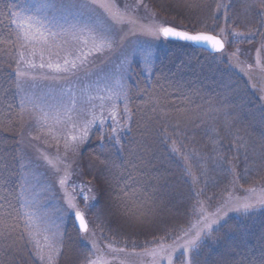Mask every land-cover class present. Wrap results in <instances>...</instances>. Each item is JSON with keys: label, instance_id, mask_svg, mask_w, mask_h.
Segmentation results:
<instances>
[{"label": "trees", "instance_id": "1", "mask_svg": "<svg viewBox=\"0 0 264 264\" xmlns=\"http://www.w3.org/2000/svg\"><path fill=\"white\" fill-rule=\"evenodd\" d=\"M145 1L166 25L220 37L225 50L211 55L188 43L160 39L150 76L142 62L131 65L124 85L135 113L132 131L118 133L120 143L115 146L108 140L109 126L91 133L80 158L84 191L91 188L88 194L96 198L81 209L89 233L81 234L66 221L58 264L124 255L109 252V243L128 252L135 246L139 252L154 235L175 236L195 222L197 199L212 212L229 192L244 197L248 187H264V101L260 100L264 93L259 91L264 88V73L255 68L258 50L264 65V5L260 0ZM26 3L0 0V41H4L0 43V192L10 194L13 203H18L23 177V118L18 116L23 95L15 83L17 45L9 9L19 12ZM250 31L257 34L249 36ZM248 65L253 66L250 73L240 70ZM157 99L159 103L154 102ZM173 141L189 154L187 163L197 183L185 174L182 157L171 152ZM220 157L222 167H217L214 158ZM233 168L235 177L228 171ZM118 197L129 203L139 220L125 214ZM20 235V231L14 234L13 247H8L12 238L0 241V264H37L31 245L25 247ZM91 241L99 252L90 251ZM176 257L175 264H181L179 252ZM128 259L129 264H138L137 257ZM198 259L199 264H264V212L249 218L230 213L203 240Z\"/></svg>", "mask_w": 264, "mask_h": 264}, {"label": "snow or ice", "instance_id": "2", "mask_svg": "<svg viewBox=\"0 0 264 264\" xmlns=\"http://www.w3.org/2000/svg\"><path fill=\"white\" fill-rule=\"evenodd\" d=\"M142 2L143 0H137L135 6L130 8L125 4L121 8L116 0H34V3L28 5L23 13L9 9L10 23L15 25L14 43L18 47V58L15 60V83L18 92H24V79L33 82L59 83L61 80L77 76L80 72L87 73L91 71L89 57H94L97 54L102 55L105 52L114 53L124 46L125 40L130 36L143 35L154 39L177 38L194 44H205L212 52L222 51L224 44L215 35L190 34L187 31L164 26L155 21L147 23L141 21L133 13ZM260 3L264 5V0H260ZM217 7L219 8L220 5ZM97 9L101 11L98 12ZM221 32L223 33V29ZM256 34L250 31L249 36ZM233 35L240 36L242 34L234 32ZM3 42L0 41V43ZM249 42H251L250 39ZM139 52L143 56V71L150 76L153 53L142 47L139 48ZM126 63H129L127 57L122 61L121 76L116 79L115 86L105 80L103 87H100L97 82L94 91H82L79 100L80 107H78L76 94L69 88L66 92L61 91L58 99L53 97L54 103H48L44 97L34 99L30 96H22L18 116L23 118V113L29 111L30 103L37 123L48 128L50 132L53 130V126L70 125L74 132L64 138L66 151H75L78 144L87 141L94 127L103 129L104 125L111 121L108 125L111 131L108 140L115 146L120 143L119 132L132 131L130 125L135 115L129 106L130 90L122 82L123 73L127 71L123 67ZM21 65L24 67L22 68ZM255 68L264 73L259 50ZM240 70L247 74L253 70V66L248 65L246 69L241 68ZM249 78L251 79V77ZM253 89H256V85H253ZM259 91L264 93V88ZM65 96L68 97L67 100H65ZM39 100H45V102L40 103ZM260 100L264 101V94L260 95ZM154 102L159 103L158 99ZM261 108L262 114H264V105H261ZM152 111L156 112V107H153ZM163 115L166 116L168 113L164 112ZM101 140L103 141V135ZM172 143L171 152L182 157L185 161V174L192 177L194 184L197 183V177L194 175L191 165L187 163L190 159L189 154L182 153L180 148L175 146V141ZM101 148H103V143ZM44 159L54 168L56 167L47 156H44ZM201 159L205 158L201 157ZM214 159L216 166L222 167L223 158ZM199 167L206 168L203 163ZM56 170L59 171L58 168ZM228 171L235 177L234 168ZM70 175V172L65 169L64 175L58 181L67 205L64 214L73 216L74 224L80 233H89L85 212L76 203V195L82 197L85 207H89L90 198L93 201L96 198L89 196L88 193L92 192L91 188H88L85 193L84 188L78 185H72V191L69 192ZM202 175H206V171L202 172ZM77 188H79L78 193ZM120 191L124 192V189H120ZM26 192L27 189L22 184L18 197H16L18 203H13L10 194L4 195L0 192V241L6 242L12 238V243L8 247H13L16 243L14 234L20 231L19 239L24 242L25 247L28 244L32 245L31 255L39 260L40 264H56L57 257L60 256L63 247V234L60 231V225H55V230H53L49 225L48 218L41 212L38 203L34 199H30ZM200 195L201 193H197L198 197ZM118 199L122 202L125 214L139 220V216L132 213L129 203L122 197H118ZM257 212H264V187H248L244 197L233 196L232 192H229L227 198L212 212H208L203 200L197 199L196 204L193 205L195 222L187 228L177 230L175 236L170 232H166L162 236L154 235L153 240L147 242L139 252L135 251V246L131 252H128L125 247H116L109 243L106 246L109 252L123 253L124 255H114L111 259L97 256L95 259H89L87 264H113L114 260L118 261V264H129L128 257L130 256L137 257L138 264H173L178 252L183 257L181 264H199L198 258L202 242L213 234L215 226L220 225L221 221L230 213L249 218ZM91 235L94 236L95 233L93 232ZM169 240L171 242H168ZM90 243V251L93 254L100 251L94 241Z\"/></svg>", "mask_w": 264, "mask_h": 264}, {"label": "rangeland", "instance_id": "3", "mask_svg": "<svg viewBox=\"0 0 264 264\" xmlns=\"http://www.w3.org/2000/svg\"><path fill=\"white\" fill-rule=\"evenodd\" d=\"M116 2L121 8H123L125 4L129 5L130 8L137 4V0H116ZM25 3L27 4H25L27 7L28 5L34 3V0H25ZM24 9H20L19 12L23 13ZM97 11L100 12L101 10L97 9ZM133 14L145 23L155 21L164 26H168L166 25L164 19L159 18L156 13L153 12L145 0H143ZM160 39H163V37L154 39L143 35L130 36L127 40H125L124 46L117 49L114 53L105 52L102 55L97 54L94 57H89V60L91 61L89 66L91 71L87 73L80 72L77 76H73L68 80H61L59 83L52 81L33 82L31 80L24 79V92L22 95L30 96L34 99L44 97L48 103H54L53 97L58 99L61 91L66 92L69 88H71V90L76 94L78 107H80L79 100L81 98L82 91H94L97 86V82H99L100 87H103L105 80L115 86L116 79L121 76L120 66L122 61H124L125 57H127L129 63L123 65V67L127 69V71L123 73L124 78L122 82L125 84V79L131 65L136 61L143 63V56L140 54L139 48L142 47L144 49H148L154 55ZM259 58L260 61H262V58ZM21 67L23 68L24 66L21 65ZM25 70L31 71L30 69ZM67 99L68 97L65 96V100ZM45 100H39L38 102L44 103ZM96 103H99V101H96ZM28 107L29 111L23 113V119L21 122V158L23 170L21 185L23 184L26 187V195L38 203L41 212L48 218L50 227L55 230V225L58 224L60 225V231L62 232V227L66 221L74 223V218L72 215L64 214V209L67 208V205L64 200L63 190L61 189L58 181L64 175L65 169H67L71 174L68 181V191H72V185L82 186L83 188L85 187L84 183H86V181L81 180L82 175L80 170V158L84 150V146L87 144L90 135L94 130H104L111 123V121L106 123L103 129L94 127L90 132L87 141L78 144L75 151H66L64 138L74 132L71 126H53V130L50 132L48 128L42 127L37 123L35 115L33 114L34 110L31 109L30 103ZM36 114L38 115V113ZM121 133L122 132H119V134ZM44 156H47L50 160H52L56 167L54 168L50 165L47 160L44 159ZM57 168L59 171L56 170ZM2 177L3 176H1V178ZM78 192L79 188H77V193ZM243 193L246 195V189ZM76 203L81 209L85 204L80 195H76ZM70 217L71 219L69 221ZM59 257H57L56 264L59 263ZM34 260L37 264H40L39 260L35 259V257ZM173 264H175V262H173Z\"/></svg>", "mask_w": 264, "mask_h": 264}, {"label": "water", "instance_id": "4", "mask_svg": "<svg viewBox=\"0 0 264 264\" xmlns=\"http://www.w3.org/2000/svg\"><path fill=\"white\" fill-rule=\"evenodd\" d=\"M177 30H178V29H177ZM190 34H196V33H190ZM206 34H207V33H206ZM211 35H212V34H211ZM216 37H217V36H216ZM163 38H164V37H163ZM217 38L220 39V40H222V39L219 38V37H217ZM164 39H165V38H164ZM166 40H168V41H175V42L188 43V44L193 45V46L196 47V48H199V49H202V50L206 51L207 53H209V54H211V55L220 54V53H222V52L225 50V44H224L223 40H222V42H223V44H224V47H223V49H222L221 52H212L211 49L208 48V46L205 45V44H194V43H192V42L182 41V40H179V39H177V38H167ZM75 226H76V224H75ZM76 228H77V226H76ZM82 234H85V233H82Z\"/></svg>", "mask_w": 264, "mask_h": 264}]
</instances>
